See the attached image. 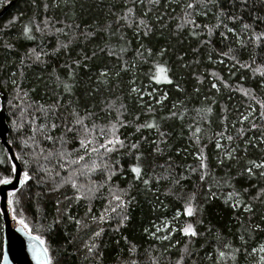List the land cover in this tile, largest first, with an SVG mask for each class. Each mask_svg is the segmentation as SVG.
I'll return each mask as SVG.
<instances>
[{"label":"snow or ice","instance_id":"6c2138e0","mask_svg":"<svg viewBox=\"0 0 264 264\" xmlns=\"http://www.w3.org/2000/svg\"><path fill=\"white\" fill-rule=\"evenodd\" d=\"M13 3L14 0H0V8L7 9ZM68 4L69 0H31L36 13L22 23L18 34L3 40L4 30L20 22L23 13L0 28V52L5 54V61L13 56V66L18 64L20 76L32 70L46 74L55 85L52 103L36 105L44 121L31 128L26 138H21L20 125L12 121L17 139L5 143L14 145L19 152H13L11 147L0 149V186L11 187L5 197L7 211L0 215L10 214L18 225L17 232L27 237V253L34 264H78L81 256L86 264H102L103 238L109 234L119 250V264H146L141 257L149 250L140 253L141 246L125 235L133 220L132 208L141 195L152 213L158 209L167 211L168 205L161 197L173 204L171 217L165 216L160 225L153 222L154 230L143 228V233L161 246L168 242L164 246L168 264H264V155L251 158L249 153L250 148L264 153V100L257 99V93L264 95V0H119L118 5L108 7L111 22L100 28L57 26L63 21L50 16V9ZM72 7L74 10L75 0ZM117 8L119 14L114 11ZM153 15L161 27L165 15L177 21L176 30L170 33L177 44L182 45L185 37L194 44L188 50L174 48L170 40L155 48L150 46L157 32ZM65 28L76 31L69 37ZM129 31L132 39L128 38ZM94 37H99L102 44L89 53L87 44ZM76 48L80 51L76 52ZM170 53L174 56L171 62ZM101 54L107 60L93 71L92 64ZM61 56L66 57L63 63H59ZM226 60L228 80L209 69L213 64L224 65ZM144 66L147 69L141 71ZM201 66L204 71L198 70ZM237 71L241 75L233 84L229 81ZM129 74L128 95L136 94L139 111L129 120L128 106L117 97L119 107L115 103L104 106L103 122L97 123L99 105L93 103L96 96L110 94L113 81L123 82ZM138 75L146 76L150 84L172 86L178 94L186 93L185 76L195 80L198 86L193 91L197 95L207 79L216 93L222 89L240 93L254 101L259 111L249 104L239 116L241 127L231 125L235 135L229 134L228 117H222L223 128L213 136L218 150L214 165L205 152L203 117L189 124L196 163L176 164L168 155L171 134L163 126L169 120L183 121L189 109L177 98L167 115H158L156 106L163 112L169 93L158 87L145 93L136 86ZM16 76L17 72H11L14 88L20 87ZM42 79L37 75L38 82ZM209 100L205 95L204 101ZM215 103L211 100L192 111L210 115V105ZM142 116L147 118L142 120ZM57 119L61 120L59 126ZM128 128L133 131H121ZM60 129V135H54ZM146 131L153 135H145ZM38 138L48 147H39ZM181 151L187 153V149H175L177 155ZM165 156L164 163H158ZM117 178L126 180L127 187H120ZM32 182L42 188L36 194L33 214V219L38 215L41 220L35 225L25 215L24 207L25 202L31 206V198L25 200L24 192L31 190ZM44 188L50 193L60 192L63 197L55 201V215L51 217L39 207L47 195ZM69 189L71 195L67 194ZM149 195L152 200H147ZM97 200L103 204L94 210ZM81 202H86L83 216L73 214V205ZM216 202L228 212L229 223L222 228L211 219ZM70 226L72 231H67ZM176 234L181 239L173 243ZM54 236L62 243L53 241ZM148 260L159 264L151 256ZM0 264H10L7 252Z\"/></svg>","mask_w":264,"mask_h":264},{"label":"trees","instance_id":"16d2710c","mask_svg":"<svg viewBox=\"0 0 264 264\" xmlns=\"http://www.w3.org/2000/svg\"><path fill=\"white\" fill-rule=\"evenodd\" d=\"M72 3L73 0H69L68 7H64L63 5H61V8L59 9H50V16H54L58 20L63 21V24H58L57 26H64L67 24H80L82 28H84L85 26H88L90 28L103 27L106 23L111 22V20L113 19V17H110L108 15V7L112 4L118 5L119 0H75L74 10L72 7ZM114 11H117V14H119L118 8L114 9ZM21 13H23L21 21L17 22L11 28H7L4 30L5 35H3V40H9L10 37H14L20 31L22 23H27L28 18L34 17L36 9L31 7V0H17L13 5H11L0 17V28H4V25L7 24V22L12 19V17L18 16ZM40 18H43V13H41ZM152 22L156 24L157 32L151 40L150 46L155 48L162 45L165 40H170L174 48H183L185 50H188L190 46L194 44V41L187 37L184 38V43L182 45L177 44L176 38L174 36H170V33L176 30L177 21L170 19L168 15H165L164 17L163 27H161L160 22H157L155 20L154 15ZM65 31H67L69 33V37H71L73 32H75L76 30L74 28H65ZM127 35L129 39H132V33L130 31L127 33ZM61 40H64V38L61 37ZM97 44H102V41L99 37H94L93 42L87 44V49L89 53L91 49L96 47ZM81 46H83V44ZM79 51L80 48H76V52ZM169 56L170 62L171 60H174V56H172V53H170ZM65 58L66 57L61 56L59 59V63H63ZM14 60L15 57L9 56L7 58V61H5V54L3 52H0V88L4 91L3 93L6 95L5 112L7 114V122L10 126V131L8 133L9 140L17 139V133L13 130V120L17 121L18 125H20L21 138H26L27 135L30 134L31 128L35 127L36 124L42 123L44 121V116L36 109V105L42 104L47 106L48 104H51L52 101L55 99V97L53 96V90L55 88V85L48 80L46 74L34 73L32 70H27L24 76H20L18 64L16 66H13ZM105 60H107V57L104 54H101L100 58L96 59L92 64L93 71H95L98 66L102 65ZM228 67L229 62L226 60L224 65L213 64L209 66V69L216 70L219 75L223 76L226 80H228ZM146 69L147 66H144L141 71H144ZM198 70L204 71V67L201 66ZM13 71L17 72V76L15 77V79L17 81V85H19L20 87L14 88L11 84L10 74ZM37 75L43 77L42 81H37ZM83 75L84 73H81V76ZM240 75L241 71H237L236 76L232 77L229 82L235 84V82L239 80ZM130 78L131 75L129 74L124 76L123 82L114 80L113 84L111 85L110 94L108 92H103L102 94H98L96 96V99L93 101V103H97L99 105L96 108L98 116L100 117V119L97 120V123L103 122L104 112L101 109L104 106L115 103L116 106L119 107L120 101L117 100V97H119L120 100L128 106L129 120L132 119V114H135L137 111H139V104L136 94H132L131 96L128 95L129 85L127 82ZM185 80L186 82L183 86L186 89V93L184 94L176 93L172 86H157L155 84H150L147 77L143 75H138L136 86L143 88L145 93L151 91L152 88L157 87L160 88L162 91H167L169 93V99L167 101H164L163 112H159V105L156 106L158 110V115H167L171 104L175 102L177 98L184 101V103L187 105L189 112L185 115L183 121L178 119L169 120L163 126L164 130L168 131L171 134L168 143V147H170L171 151L168 152V155L172 156V159L175 161V163H196L194 156L192 155V153L195 151V148L193 147L192 141L189 140V137L192 135V132L189 131L188 125L193 124L194 121H201L203 117L204 123L201 124V127L203 129V143L207 144L205 152L209 156V159L212 164L214 165L215 157L218 150L215 149V141L213 139V136L215 132H219L223 128V125L221 123L222 117L225 115L228 117L227 123L229 125V134L235 135V129H233L231 125L233 123H236L237 128L241 127V125L238 123L240 114L246 111L249 104H251L254 108H257L258 112V105H256L255 102L251 99L243 97L240 93H230L227 89H222L221 93H216L214 89H210V84L207 79L205 80L204 84L200 86L201 93L197 95L193 91V89L198 86L196 85L195 80L187 76H185ZM33 88L36 89L35 92L32 91ZM80 91L82 92V88ZM24 92H27L28 95L25 96ZM205 95L209 96L210 98V100L207 102L204 101ZM188 96L191 97L190 100L187 99ZM157 98H159L158 95ZM257 99L264 100V95L257 93ZM145 100H148V97L146 95ZM211 100H215L216 103L210 105L212 107V113L210 115H197L196 112L192 111V109L201 107L203 104H210ZM100 101H103V103L100 104ZM225 109L227 110L225 111ZM62 115H66V112H64L63 110ZM146 118L147 117H141L142 120ZM51 119L52 117L49 116L48 121L51 122ZM207 121H211L210 125L207 123ZM255 122L258 126L261 124V121L258 118L255 120ZM56 123L58 126L61 125V120L57 119ZM244 127L246 129L248 128V122L245 123ZM60 131H62V129L56 131L54 135L59 136ZM121 131L131 133L133 129L128 128L122 129ZM253 134V132L248 133V135ZM145 135L153 134L146 131ZM29 143H31V141ZM222 143L226 144L227 141H222ZM13 147L15 149V152L18 153L19 149H17L14 145ZM39 147H48V145L47 143H39ZM4 148L5 146L2 144L0 139V149ZM177 148L187 149V153L181 151L180 154L177 155L175 152V149ZM25 151L27 152L28 150L25 149ZM145 151H147V145H145ZM249 153L251 158H257L260 155H264V153H261L259 150L251 148L249 149ZM185 157L187 158L185 159ZM166 159L167 156L159 159L158 163H164ZM57 171H59V169H57ZM216 172L217 174H220V169H216ZM61 174L63 175V173ZM116 182L120 184V187H127V181L122 178H117ZM193 182H195V177H193ZM32 183L34 184V182ZM41 190V186H36L34 184L31 190L24 192L25 200H27V198L29 197L31 198V206H29L26 202L24 204V207L26 208L25 215L29 217L30 222L34 225L38 224V222L41 220V217L38 215L35 217V219H33V214L35 213L37 208L36 194L41 192ZM187 190H191V183L187 185ZM43 191L47 193V195L45 196L43 202L39 205V207L43 208L46 213L51 217L55 215V201L57 199H62L63 197L60 192H48L47 188H44ZM67 194H72L70 189L67 191ZM152 199L153 197L151 195L147 197V200ZM161 199H163L164 203L168 205L167 211L165 212L164 209H158L156 213H152L145 197L143 195L138 197L137 204L132 208V223L129 225V228L125 231V235H127L130 240L134 241L139 246H141L139 248L140 253H144L145 249L149 250L146 254L141 257V259L146 262V264H151V262L148 260L149 256H151L153 260L158 259L159 264H168L169 260L168 254L164 252V246H166L168 242H164V246H161L160 242L155 241L151 236L143 233V228L148 227L150 230H154L152 228L153 222H155L157 225H160L161 220H163L165 216L171 217V215L173 214V204L170 203V201L168 199H165L164 197H161ZM216 203L217 206L212 210L211 219L213 224H215L217 227L222 228L224 225L229 223L228 212L226 209H223L221 206H219V202ZM85 204L86 202H81L79 206L74 204L73 214L83 216L86 210ZM102 204L103 202L100 200L95 201L93 204L94 210H99L102 207ZM176 206L178 207L179 205ZM157 217H160V219H157ZM3 226V218L2 215H0V260H2L3 257ZM66 230L72 231L71 226ZM103 239L105 240V245L102 264H119V250L116 248L115 243L111 242V234L106 235ZM176 239H181L179 234H176L174 236L173 243ZM52 240L62 243L58 236H54ZM121 244H123V241H121ZM173 251L175 252V249H173ZM171 258L175 259V256ZM78 264H86L82 256L79 258Z\"/></svg>","mask_w":264,"mask_h":264},{"label":"water","instance_id":"95a60500","mask_svg":"<svg viewBox=\"0 0 264 264\" xmlns=\"http://www.w3.org/2000/svg\"><path fill=\"white\" fill-rule=\"evenodd\" d=\"M16 1L17 0H14V3ZM7 9L0 10V17L5 13ZM3 92L4 91L0 88V99H1L0 139H1L2 144L5 146V148L11 147L12 151L15 152L13 145H7L5 143L6 141L9 140L8 133L10 131V126L7 122V115L5 112V105H4L5 100H6V95ZM9 190H11L10 186H7V187L0 186V210L1 212L7 211L5 197H6L7 191ZM2 218H3V224H4L3 226V254L7 252L10 264H34V262L31 260L30 254L27 253V237L24 236L22 233L17 232L16 229L18 225L16 224V222H14L11 219L10 214L7 217L2 215ZM21 241H23L24 243L23 248L21 247Z\"/></svg>","mask_w":264,"mask_h":264},{"label":"rangeland","instance_id":"374dc122","mask_svg":"<svg viewBox=\"0 0 264 264\" xmlns=\"http://www.w3.org/2000/svg\"><path fill=\"white\" fill-rule=\"evenodd\" d=\"M1 9V8H0ZM4 105H6L5 103H4ZM0 108H1V104H0ZM7 115V114H6ZM1 211V210H0ZM4 225V224H3Z\"/></svg>","mask_w":264,"mask_h":264}]
</instances>
